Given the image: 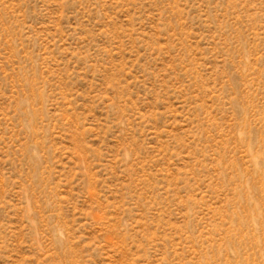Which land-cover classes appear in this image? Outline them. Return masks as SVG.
<instances>
[{
  "label": "rangeland",
  "instance_id": "374dc122",
  "mask_svg": "<svg viewBox=\"0 0 264 264\" xmlns=\"http://www.w3.org/2000/svg\"><path fill=\"white\" fill-rule=\"evenodd\" d=\"M0 264H264V0H0Z\"/></svg>",
  "mask_w": 264,
  "mask_h": 264
}]
</instances>
